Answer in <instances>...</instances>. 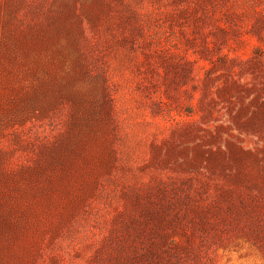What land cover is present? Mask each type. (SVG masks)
<instances>
[{
    "label": "rangeland",
    "instance_id": "1",
    "mask_svg": "<svg viewBox=\"0 0 264 264\" xmlns=\"http://www.w3.org/2000/svg\"><path fill=\"white\" fill-rule=\"evenodd\" d=\"M0 264H264V0H0Z\"/></svg>",
    "mask_w": 264,
    "mask_h": 264
}]
</instances>
